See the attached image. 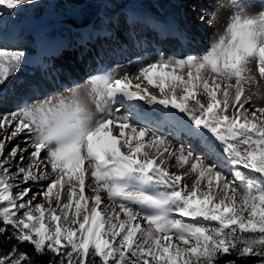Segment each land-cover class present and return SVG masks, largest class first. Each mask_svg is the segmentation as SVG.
Segmentation results:
<instances>
[{"label":"snow or ice","instance_id":"snow-or-ice-1","mask_svg":"<svg viewBox=\"0 0 264 264\" xmlns=\"http://www.w3.org/2000/svg\"><path fill=\"white\" fill-rule=\"evenodd\" d=\"M36 3L0 0V13ZM231 6L202 55L157 51L63 93L32 86L0 113V264H264V106L250 91L264 0ZM25 59L0 47V101Z\"/></svg>","mask_w":264,"mask_h":264},{"label":"rangeland","instance_id":"rangeland-1","mask_svg":"<svg viewBox=\"0 0 264 264\" xmlns=\"http://www.w3.org/2000/svg\"><path fill=\"white\" fill-rule=\"evenodd\" d=\"M83 1L84 0H37V3L35 6H32V5L21 6L18 9V11H16L13 15H11L12 18L15 20L13 25H15L17 22L23 23V25H20L18 29V37L20 38L18 39L17 46L9 49L5 46L4 43L0 41V47L4 46V48L8 50H12V51H16V50L25 51L27 49V46L25 45V43L27 42V39H29L31 36L29 35L27 31H29V28H31L36 23H38L40 26L42 25V27L46 26L48 29L50 28L52 30L53 29L55 30V28L59 30H62L65 28L70 30V27H67V26H52V25L47 26L43 24L44 18L49 14H66L69 10L80 5ZM147 1L149 0H109L108 4L105 6L102 13H104L107 16L108 19L106 20L107 22L110 23L109 25H112L114 21H116L115 19L117 20L124 19V16L126 14L125 10L127 6H131L132 4H135V3L145 4L147 3ZM257 1L255 0V2L259 3V0ZM187 2L188 1L185 0L186 7L184 8L187 10L188 16L194 19V23L192 27H194V31H197L198 36H199L198 38L199 41L195 40L193 37L195 41L192 42L190 45L188 44V46L183 48V50H180L177 53H172V51H174L173 50L174 44L172 41H167V42H164L163 44L162 43L157 44L152 40V37L148 35V37H150L151 39H148L146 41L147 42L146 45L148 49L144 50L146 51L145 53L136 54L132 51H129L128 49V52L131 53V56L129 58H126L127 60L122 59V61L121 60L115 61L117 60L116 55H120V53H115L116 55L112 57L111 55L107 54V52H109L108 48H112V49L114 48L113 50L115 51H112L113 53L122 52L124 50L123 48H125L126 46L131 47L132 45L135 44V41H134L135 38H133V34L135 33L139 34V31H140L139 27L137 28V26L136 28H131L130 30H128L127 27L121 26L122 25L121 22L120 24L118 23L120 27L116 25L118 35L113 36L112 38L110 37L111 43L108 42L109 43L108 44L107 41H105V43L108 44L106 45L104 41H102V39L97 40V41L95 40L96 42L94 43L92 42L94 44L93 50L100 52L101 48H103L102 51L104 52V54H106L105 55L106 62L108 61L110 63V67H109L110 72H113L119 75H123L125 72H128V73L135 72V64L137 65L138 63H141L143 58L145 57H155L157 51L162 52L165 56H177V57L186 56V55L199 56V55L204 54L208 50L210 44L217 38V36L220 33H222L224 29V25L227 23L228 18L232 12L231 0H197V1H194L193 3L191 2L187 3ZM148 11H150L149 7H148ZM96 19L94 20L95 22H96ZM95 22H93L92 25ZM199 26L202 27L201 30L198 28ZM0 28L3 31L9 30L6 23H4L3 25H0ZM72 30H78V29H72ZM143 35L145 36V33ZM142 36L140 35L138 39H141ZM67 38H68L67 41L69 42L72 41V43L78 44V38L70 39V36H68ZM191 46L194 49H191ZM105 47H106V50H105ZM80 48L82 49V47ZM196 49H198V51ZM64 54H65L64 64L66 66H70L72 70H74V73H71V75L73 76L75 74H78L80 71V67H82L81 62L83 61H81L82 60L81 55L83 54L79 52V50L75 47H70V50L65 52ZM101 55L103 56V54ZM70 57L72 58L71 60L69 59ZM86 59L87 60L91 59V56H88ZM112 59H115V60H112ZM62 61H63L62 59H59L58 61L54 62L53 67L56 66L57 63H60ZM62 69L63 71L66 70L64 66H62ZM37 72L38 71H36L33 68H29L27 66L22 65L20 70L14 76L9 78V81L4 86L3 99L2 101H0V113H5V112L15 110V108L20 103V101H22L21 99H24L26 97L28 90L32 86H34L35 83L37 82L36 81L37 77H35ZM61 75H63V73ZM253 75L256 77V81H258V86L254 83L252 86V89L250 90L251 92L256 93L253 95V102L257 104L258 106H264V80L260 79L254 67H253ZM83 78L84 79L80 81V84H83L84 81L87 79L86 77H83ZM141 81H142V78H141ZM141 81H134L133 83H137ZM52 87H55V88L57 87L55 81L53 82ZM142 87H148V89H150V92H153V94H158V90L153 89V88L151 89L150 88L151 86H148L146 81L142 82ZM55 88L52 90V92L55 91ZM43 92L48 93L47 90H43ZM59 92L63 93L64 89ZM121 112H124V110H121ZM2 138H3L2 130H0V139ZM16 143H20V140L12 141V143L7 145V149L10 150L12 145ZM21 147H23V144H21ZM195 151L197 152V154H199L200 152L198 148H196ZM169 170L173 173L182 174L185 171H187V168L185 167L183 169L178 170L175 167H171ZM193 180H194V174H191L189 172L188 175L184 176L182 183L187 184L189 187H191ZM29 183H32V182L30 181ZM38 183L46 184L47 181H40ZM33 190L35 191L36 189H33ZM36 202H40L39 198ZM226 258L232 259V257H226ZM242 264H245V262H242ZM247 264H254V263H247Z\"/></svg>","mask_w":264,"mask_h":264},{"label":"bare ground","instance_id":"bare-ground-1","mask_svg":"<svg viewBox=\"0 0 264 264\" xmlns=\"http://www.w3.org/2000/svg\"><path fill=\"white\" fill-rule=\"evenodd\" d=\"M187 1H188L187 3H190V2L193 3L194 1H197V0H187ZM145 6H148L150 8V11H147V18L146 19L154 20L157 24H160L162 22H167L170 29L172 30V33L176 34V35H179L180 33L185 34L186 35V39H185L186 41L191 40V42H194L195 40H198V36H197L198 33H197V31L195 32L193 27H192V25L194 23V19L192 17L188 16V12L184 8V7H186L185 6V0H149V1H147V3L142 4V5L138 4L137 6L134 5L133 7L128 6L126 8V14H125L124 19H122V20L115 19L116 21H114V23L112 25H109L110 23L107 22L106 19H108V18L105 14L97 17L96 22L94 21L95 23L93 26L84 28V29L79 30V31L72 30V29L68 30L66 28L62 29V30L55 28V30L54 29L52 30L50 28L48 29L47 27H42L38 23H36L28 31V33H30L31 37L25 43V45L27 46V49L25 52L27 54V52H30V50H34L36 48V47H31L33 44V41L35 39L37 40V42H41L44 45H46L48 42H50V40H53V39L57 40L58 42H62L65 45V47H64V49L60 55V58L62 56L64 58V55H63L64 51L67 52L70 50V47H69L70 45L67 46L68 43L72 44L74 47H78V48L82 47V50L84 51L85 46L90 47L91 40H94L95 38L101 39V34L111 33L110 37L118 35L116 25H118V23L120 24V22L122 23L121 26L126 25L125 27H127L128 29H130L132 26H135L134 25L135 20H131V22H127V13L130 11V13L133 17L137 16L140 18L142 8ZM27 19H29V18H27ZM136 19H138V18H136ZM23 20H24V18H23ZM0 21H1V25H3L4 23H7L8 27H9V31L3 32L2 43L8 42V40L11 38L15 39L17 37V34H18V28L20 27V25H23V23L17 22L15 25H13L15 20L12 18V16L7 15V14H3V13H0ZM124 22H125V24H124ZM118 27H120V25H118ZM141 27H146V26H141ZM101 29H103L104 31H102ZM146 30H147V28H146ZM149 30H147L149 32L145 36L147 37L149 35L150 37H153L152 40L154 42L158 43V41L154 40V36H156V33L151 29H149ZM200 30H201V27H200ZM0 31H2V30H0ZM137 34L138 33L133 34V38H136L138 36ZM192 34H194L193 37L195 40L193 39V37H190V35H192ZM68 36H70V39L78 38V44H74V43H72V41L71 42L67 41ZM146 37L142 36L141 39H136V43L134 45H132L131 47L128 46L129 51L136 52V53L137 52L145 53L146 51L142 52V49L143 48L148 49V47L146 45L147 42L144 39H147V40L151 39L150 37H148V38H146ZM86 39H87V41H86ZM129 39H130V37H129ZM103 40L110 42V40H108L107 38H104ZM182 46L183 45H180L179 42L176 41V45H175L174 51H172V53H177L178 50H180L182 48ZM102 49L103 48H101V52H102ZM125 50H123V52H122L123 55H121V54L116 55L114 53V54H112V57L116 55V59L127 60L126 58H129L131 56V53H129L128 51L126 52ZM111 51H113V50H111ZM111 53H113V52H111ZM54 59H57V57L53 58L51 56L49 59L43 60V62L41 64L34 67V69H36V71L39 72L38 74H36V76H37L36 81L37 82L35 83L34 86H38L42 90H47L48 92H52V90L55 88V87H52L54 81L56 82V85H57V87L55 88V90H56V89H59L61 85H67V84H69V82H72L73 80L79 81V80L83 79L84 76H83V74L81 75L80 73H82V72L84 73V70H81L79 72V74H75L73 76V78H70L72 69L70 68V66H66L64 64L65 60L63 59L62 62L57 63L56 66L52 67L51 62ZM69 59L71 60L72 58L70 57ZM104 63H105V66L109 69V66H110L109 63H107L106 61H104ZM62 66L65 67V69H66L65 71H63ZM92 72H93V70L91 71V73ZM62 73H63V75H61ZM72 73H74V72H72ZM90 74H89V76H90ZM66 75H68V76H66ZM63 77H64V79H63ZM149 91H150V89H149ZM152 94H153V92H152ZM135 103L138 104L137 102H135ZM142 107L145 111L150 110V109H148L149 108L148 105H144ZM86 194L91 195V192L86 190Z\"/></svg>","mask_w":264,"mask_h":264},{"label":"water","instance_id":"water-1","mask_svg":"<svg viewBox=\"0 0 264 264\" xmlns=\"http://www.w3.org/2000/svg\"><path fill=\"white\" fill-rule=\"evenodd\" d=\"M108 0H86L81 6L72 10L66 17L61 15H51L46 18V22L52 24H66L75 28H82L94 20L102 12Z\"/></svg>","mask_w":264,"mask_h":264},{"label":"trees","instance_id":"trees-1","mask_svg":"<svg viewBox=\"0 0 264 264\" xmlns=\"http://www.w3.org/2000/svg\"><path fill=\"white\" fill-rule=\"evenodd\" d=\"M13 243H14V241H11V242L5 244L4 247L5 248H9V247H11V245ZM21 251H24V252L28 253L30 256L33 254V250H32V248L30 246H21ZM232 258H234V257H232ZM36 259H37L38 262L39 261H43L44 264H46V262L48 260V257H46V256L42 257V258L37 257ZM247 263H254V259H249L248 261L245 262V264H247Z\"/></svg>","mask_w":264,"mask_h":264}]
</instances>
